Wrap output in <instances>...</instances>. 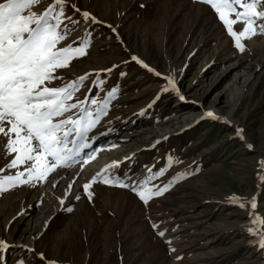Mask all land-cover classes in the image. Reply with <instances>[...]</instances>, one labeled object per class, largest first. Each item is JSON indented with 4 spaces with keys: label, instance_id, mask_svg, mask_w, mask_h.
I'll return each mask as SVG.
<instances>
[{
    "label": "rangeland",
    "instance_id": "rangeland-1",
    "mask_svg": "<svg viewBox=\"0 0 264 264\" xmlns=\"http://www.w3.org/2000/svg\"><path fill=\"white\" fill-rule=\"evenodd\" d=\"M67 5L68 35L57 47L90 43L87 55L57 70L63 79L48 86L87 74L75 99L88 101L83 107L93 113L103 103L91 99L109 100L113 90L115 96L88 132L91 147L71 167L0 193V240L8 245L0 247V264H264V249L248 230L253 211L264 217V32L242 39L239 51L202 0ZM85 11L99 22L85 20ZM166 77L178 91H163ZM78 168L85 183L97 177L91 199L85 183L69 189ZM105 168L110 180L130 186L163 171L153 190L179 179L145 204L131 187L104 183L97 174ZM20 171L27 176L21 166L3 168L0 177ZM233 198L246 205L255 198L257 207L241 208Z\"/></svg>",
    "mask_w": 264,
    "mask_h": 264
},
{
    "label": "snow or ice",
    "instance_id": "snow-or-ice-1",
    "mask_svg": "<svg viewBox=\"0 0 264 264\" xmlns=\"http://www.w3.org/2000/svg\"><path fill=\"white\" fill-rule=\"evenodd\" d=\"M202 2L218 14L241 52L244 51L242 39L250 38L258 30L264 32V25L258 23L264 21V0ZM40 3L41 0H0V152L5 157V164L0 166V170L5 167L16 169L23 166L27 172V176L25 171H20L15 175L0 177V193L19 185L47 180L48 175L55 172L57 167H71L76 156L80 155L84 148L91 147V144L85 142L88 132L98 123L100 114L104 113L109 100L115 96L113 90L108 93L109 100L100 102L91 99L90 102L94 106L103 103V108L97 107L93 113L83 107L88 101L75 99V94L87 79V74L79 77L78 81L64 83L60 87L48 86L55 80L63 79L56 74L57 70L65 69L73 59L87 55L90 42L83 41L76 46L58 48L57 45L68 35L66 27L62 29L64 20L70 19L65 16L67 0H51L44 10H33ZM71 6L80 12L75 5ZM81 14L85 20L99 22L86 11ZM237 23L244 25L239 32L233 27ZM132 59L143 63L137 57ZM143 66L148 68L147 64ZM156 75L159 76L160 73ZM165 79L168 83L163 91H178L174 79ZM73 110H79L76 118L71 114ZM206 116L216 118L212 112L206 113ZM241 132L242 130H238V135H241ZM70 144L72 147H69ZM107 171L105 168L104 172L97 176L104 183L131 187L145 204L153 197L163 195L179 179L177 177L163 188L157 187L153 190L149 187L151 181L158 175L162 176L163 171L150 174L138 186L110 180L105 175ZM96 182L97 177L94 176L89 183L83 185L89 199L93 195L89 190ZM75 199L79 200L80 197L77 195ZM232 202L238 203L241 208L247 206L255 210L257 207L255 198L248 201L247 205L237 198H233ZM60 203L63 204L64 200L61 199ZM66 210L71 212L72 208ZM251 220L253 226L248 230L258 237V246L264 249V217L253 211ZM159 235L163 237L165 233L161 231ZM0 247L6 249L8 245L4 240H0ZM40 256L43 259L42 253ZM20 264H23V261Z\"/></svg>",
    "mask_w": 264,
    "mask_h": 264
},
{
    "label": "bare ground",
    "instance_id": "bare-ground-1",
    "mask_svg": "<svg viewBox=\"0 0 264 264\" xmlns=\"http://www.w3.org/2000/svg\"><path fill=\"white\" fill-rule=\"evenodd\" d=\"M85 179L89 180V177L87 178L85 172H83L81 168H78V170L77 171L75 170L74 174L72 175L71 187L74 186L73 188H75V190H76L79 187V185L81 186L82 183H85L84 182ZM76 180H79V182L77 184H75ZM63 200H64V198H63ZM64 202H65V200H64ZM63 204H61L59 201L57 206L54 208L53 211L61 209L63 207Z\"/></svg>",
    "mask_w": 264,
    "mask_h": 264
}]
</instances>
